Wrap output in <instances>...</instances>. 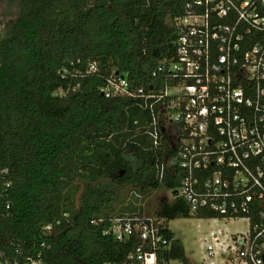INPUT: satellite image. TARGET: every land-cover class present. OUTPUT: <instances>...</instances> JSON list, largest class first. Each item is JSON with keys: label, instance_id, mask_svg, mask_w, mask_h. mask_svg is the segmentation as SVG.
Returning a JSON list of instances; mask_svg holds the SVG:
<instances>
[{"label": "trees", "instance_id": "16d2710c", "mask_svg": "<svg viewBox=\"0 0 264 264\" xmlns=\"http://www.w3.org/2000/svg\"><path fill=\"white\" fill-rule=\"evenodd\" d=\"M18 1L20 17L0 33V260L30 264L41 252L46 264L121 263L138 239L104 231L128 214L114 215L127 188L172 190L154 214L167 222L193 215L175 197L178 165L157 176L158 159L177 148L166 136L155 147L150 108L141 99L108 98L101 88L115 74L146 91L166 85L152 70L174 55L184 2ZM92 63L99 72L85 75ZM64 183L71 186L54 197ZM165 234L172 242L159 258L190 264L183 242L170 228Z\"/></svg>", "mask_w": 264, "mask_h": 264}, {"label": "built area", "instance_id": "2783aa9c", "mask_svg": "<svg viewBox=\"0 0 264 264\" xmlns=\"http://www.w3.org/2000/svg\"><path fill=\"white\" fill-rule=\"evenodd\" d=\"M183 2L174 21V55L152 70L166 85L146 91L115 74L101 91L108 98L141 99L150 108L147 132L155 147L166 136L177 148L176 156L157 162V176L161 180L167 166L178 165L183 179L175 197L186 199L193 216L208 210L219 219L248 222L247 232L230 241L221 230L212 232L208 257L219 250L225 264H264V0ZM98 72L92 63L85 75ZM167 228L157 215L112 219L104 234L138 243L121 263L106 264H169L158 254L170 248ZM28 262L46 264L41 252Z\"/></svg>", "mask_w": 264, "mask_h": 264}, {"label": "rangeland", "instance_id": "374dc122", "mask_svg": "<svg viewBox=\"0 0 264 264\" xmlns=\"http://www.w3.org/2000/svg\"><path fill=\"white\" fill-rule=\"evenodd\" d=\"M20 3L18 0H0V33L5 34L20 17ZM160 158L158 162H160ZM159 164V163H158ZM69 184H63L62 188L54 194L61 198L63 191ZM124 202L115 206L114 215L131 213L141 215H154L157 213L158 205L162 200H172V190L158 189L145 192L136 188H127L123 193ZM56 198V199H58ZM126 208L128 210L122 209ZM175 238L180 239L186 249L190 264H225L219 250L213 258H209L205 247L207 242H213L210 238L212 232L221 230L222 238L229 239L232 235L247 232L248 222L244 219L223 220L219 218H176L167 222ZM207 240V241H205ZM169 264H184L179 260H171Z\"/></svg>", "mask_w": 264, "mask_h": 264}, {"label": "crops", "instance_id": "0c3cea01", "mask_svg": "<svg viewBox=\"0 0 264 264\" xmlns=\"http://www.w3.org/2000/svg\"><path fill=\"white\" fill-rule=\"evenodd\" d=\"M161 159H163V161H166V160H167V157H164V156L162 155Z\"/></svg>", "mask_w": 264, "mask_h": 264}, {"label": "flooded vegetation", "instance_id": "af4514ba", "mask_svg": "<svg viewBox=\"0 0 264 264\" xmlns=\"http://www.w3.org/2000/svg\"><path fill=\"white\" fill-rule=\"evenodd\" d=\"M167 158H170V156H168Z\"/></svg>", "mask_w": 264, "mask_h": 264}]
</instances>
